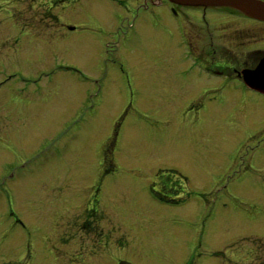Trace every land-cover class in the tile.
I'll use <instances>...</instances> for the list:
<instances>
[{
  "label": "rangeland",
  "instance_id": "rangeland-1",
  "mask_svg": "<svg viewBox=\"0 0 264 264\" xmlns=\"http://www.w3.org/2000/svg\"><path fill=\"white\" fill-rule=\"evenodd\" d=\"M132 1L0 0V235L6 236L0 264H120L115 257L125 264H185L189 244L178 242L183 236L175 237L176 230L197 216L199 224L235 219H226L234 206L239 210L228 191L255 177L245 164L252 148L246 140L264 127L246 125L238 111L206 116L203 106L190 103L174 76L184 65L177 36L169 46L167 32L135 24ZM221 20L211 15L204 39L207 30L221 39ZM97 111L112 120L131 112L129 125L139 131L126 160L101 147L112 139L110 121L96 131L90 121L75 130ZM190 130L202 134V147L211 137L208 164L198 155L204 148L188 149ZM103 156L115 162L103 166L98 180ZM219 166L230 178L216 183ZM251 208L249 201L240 218ZM91 214L98 220L89 221ZM112 222L123 243L106 258L93 246L99 227L109 230ZM167 233L174 240L164 249Z\"/></svg>",
  "mask_w": 264,
  "mask_h": 264
},
{
  "label": "flooded vegetation",
  "instance_id": "flooded-vegetation-1",
  "mask_svg": "<svg viewBox=\"0 0 264 264\" xmlns=\"http://www.w3.org/2000/svg\"><path fill=\"white\" fill-rule=\"evenodd\" d=\"M244 1L249 5L256 4L259 7H264V0ZM132 2L134 5L138 4V7H135L132 11L135 24L137 21L138 23L143 22L151 30L153 27L158 32H167L168 36L172 38L169 43L167 42L169 46L173 44L171 35L177 36L176 43L178 46H175V51L182 50L183 59L178 63L184 62V65L179 67L174 76H177V85L180 86V89L184 88L185 96L188 97L190 103L203 106L207 112L202 114L206 116L215 115L220 117L224 110H230L233 113L238 111L241 117L244 116L246 125L258 121L260 125L258 127H264V91L259 87L264 85L263 19L252 17L241 10L230 7L186 6L171 0H133ZM211 15L222 19L221 39L216 40L214 34L209 33L208 30L206 33L207 40L203 37L205 36L203 26H209L208 20L211 19ZM237 22H241L243 25L237 24ZM194 23L197 26L194 25L193 27L192 24ZM122 29L125 31L124 28H119V31L122 32ZM135 33V29L131 30V35L128 31L129 36ZM158 35L160 36V33ZM203 42H206L205 48H203ZM119 50L121 49L113 52ZM175 51L172 52L175 53ZM118 66L119 64L116 65L117 68ZM119 67L128 81L129 73L127 74L125 66L120 65ZM245 73H257L260 82H257L256 85L252 82H246ZM130 113L125 112L124 118H120V120H112L105 119V115L101 111L92 112L89 116L90 119L85 118L80 121V126L76 127L75 130L82 131L90 121L96 131L98 128L102 129L104 119L110 121L112 129H114L113 136L110 137L113 140L105 139L101 143V147L110 148L109 154L112 157L118 153L121 158L123 157L126 160L129 146L131 147L132 140L136 137L135 132L139 131L134 130L129 125L127 116ZM99 120H101V124L96 123ZM185 135H187L184 137L187 139L185 143L188 145V149L204 148L203 152L198 155L201 156L204 163L208 164V154L212 151L211 137H209L208 142L210 146L202 147L198 142L202 134L190 130L185 132ZM249 135L250 140L246 141L252 144V148L245 164L248 163V170L255 177L250 176L249 178L240 179V188L237 191H228L227 196L229 200L239 203V210H243L242 207L250 201L252 210L250 214H246L248 216L243 220L238 213V207L234 206L229 215H226V219L230 220L235 217L232 224H199V217L197 216L195 220L197 223L192 222V224L182 225L173 234H175V237L183 236L178 238V242H183V247L186 243L189 244L185 250V253L188 254L184 258L185 264H264V198L261 199V196H259V193H262L260 190L264 191V187L261 188L260 184H256V182H262L264 186V134L259 135L255 131L248 134L247 137ZM238 149L239 152L242 150L241 148ZM192 150L185 154L194 153ZM106 157L109 156H103L98 162V180H102L103 166L115 162L112 158L113 161L109 164ZM210 169L216 170L212 167ZM219 169H221L220 173H218L217 178L213 179V182L219 183L223 179L230 178L225 173L226 169L222 166H219ZM170 172L182 181L189 182V178L182 174H178L173 170H170ZM249 183L253 185L247 186ZM163 187L167 191H172L170 188L167 189L166 184H163ZM246 196H252L253 198L247 199ZM71 216L73 215L70 214V216L63 219L71 221L75 215ZM90 216L92 219L89 221L98 220V216L92 214ZM15 221L17 225L20 223L19 219H15ZM95 223L97 224V222ZM102 227H99L100 231H96L100 233L97 235V245L93 246V251H96V254L108 252L106 256L108 258L111 249H122L123 242L121 243L122 238L115 240L117 232L113 222L111 227L108 228L109 230L104 231ZM253 227L259 229V231L256 230V234L249 232L253 230ZM85 233L87 234V232ZM168 234L170 236L169 240L167 242L161 241V247L164 249V243L167 247L166 243L174 240L172 234L167 233L166 236ZM247 234L253 236L248 237ZM3 235H0V241L6 238ZM88 236L90 235H87L86 238ZM247 240H250L249 245H247ZM2 244L4 243L0 242V250H2ZM174 245H176L175 242ZM129 247L133 248L134 246ZM79 256L82 257L81 254ZM165 257L168 258L169 256L165 255ZM84 258L80 259L85 261ZM115 259L120 264H125L124 258L115 257Z\"/></svg>",
  "mask_w": 264,
  "mask_h": 264
},
{
  "label": "water",
  "instance_id": "water-1",
  "mask_svg": "<svg viewBox=\"0 0 264 264\" xmlns=\"http://www.w3.org/2000/svg\"><path fill=\"white\" fill-rule=\"evenodd\" d=\"M181 5L190 6H204V7H230L233 9L241 10L252 17L264 20V7H259L256 4L249 5L244 0H171ZM257 73H245V81L257 84ZM264 89V85L259 86Z\"/></svg>",
  "mask_w": 264,
  "mask_h": 264
}]
</instances>
